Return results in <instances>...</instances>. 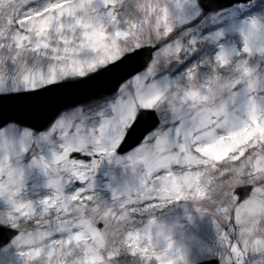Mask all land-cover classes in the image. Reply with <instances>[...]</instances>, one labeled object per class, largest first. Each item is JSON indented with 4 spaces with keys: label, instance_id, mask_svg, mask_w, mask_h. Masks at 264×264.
<instances>
[{
    "label": "snow or ice",
    "instance_id": "1",
    "mask_svg": "<svg viewBox=\"0 0 264 264\" xmlns=\"http://www.w3.org/2000/svg\"><path fill=\"white\" fill-rule=\"evenodd\" d=\"M0 264H264V0H0Z\"/></svg>",
    "mask_w": 264,
    "mask_h": 264
}]
</instances>
